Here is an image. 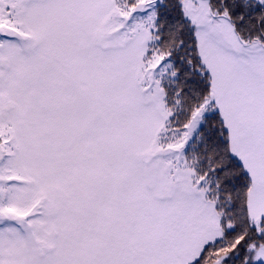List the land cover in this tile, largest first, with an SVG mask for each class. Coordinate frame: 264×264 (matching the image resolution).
<instances>
[{
	"label": "snow or ice",
	"instance_id": "6c2138e0",
	"mask_svg": "<svg viewBox=\"0 0 264 264\" xmlns=\"http://www.w3.org/2000/svg\"><path fill=\"white\" fill-rule=\"evenodd\" d=\"M0 264H264V0H0Z\"/></svg>",
	"mask_w": 264,
	"mask_h": 264
}]
</instances>
